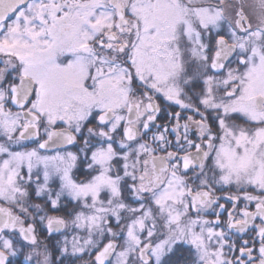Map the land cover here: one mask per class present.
Returning <instances> with one entry per match:
<instances>
[{"label":"snow or ice","instance_id":"snow-or-ice-1","mask_svg":"<svg viewBox=\"0 0 264 264\" xmlns=\"http://www.w3.org/2000/svg\"><path fill=\"white\" fill-rule=\"evenodd\" d=\"M0 264H264V0H0Z\"/></svg>","mask_w":264,"mask_h":264}]
</instances>
